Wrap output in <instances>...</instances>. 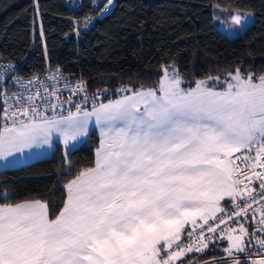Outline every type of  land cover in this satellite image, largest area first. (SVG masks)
<instances>
[{"label": "snow or ice", "instance_id": "6c2138e0", "mask_svg": "<svg viewBox=\"0 0 264 264\" xmlns=\"http://www.w3.org/2000/svg\"><path fill=\"white\" fill-rule=\"evenodd\" d=\"M111 4L107 0L105 13ZM232 21L243 27L247 17L235 14ZM10 67L0 69V75ZM228 76L223 90L209 87L219 77L184 89L173 66L171 74L164 69L155 89L94 102L91 111L76 103L67 115L57 112L64 102L56 91L15 95V104L5 98L0 110L4 167L16 164L18 154L52 148L54 137L66 155L88 136L93 118L101 139L94 166L66 185V200L54 219L39 200L0 204V264H174L186 253L207 249L205 225L215 233L226 223L216 216L224 211L220 202L225 197L256 203L250 182L258 180L264 201V171H257L264 169V75L253 79L237 69ZM50 79L60 78L53 73ZM69 90L84 93L83 104L88 103L85 84ZM236 207L228 220L247 215L251 204ZM256 211L264 232V210ZM197 218L202 221L198 234ZM216 219L214 226L209 224ZM186 225L191 230L185 244ZM236 231L230 229L224 251L233 257L232 264H243L236 257L246 252L252 237L242 224L239 235L231 234ZM256 244L264 248V238ZM251 264H264V256Z\"/></svg>", "mask_w": 264, "mask_h": 264}, {"label": "trees", "instance_id": "16d2710c", "mask_svg": "<svg viewBox=\"0 0 264 264\" xmlns=\"http://www.w3.org/2000/svg\"><path fill=\"white\" fill-rule=\"evenodd\" d=\"M94 12L92 0H81L78 9L66 6L65 0H0V58L21 64L19 75L58 66L91 90L120 87L128 93L157 88L164 69L171 74L173 66L184 89L209 77H219L209 87L222 89L231 81L228 73L237 69L253 79L264 75V0H113L109 12L85 25L82 18ZM234 12L252 13L253 19L232 36L217 25V15L227 24ZM98 144L92 130L66 155L55 141L48 156L0 169V204L39 200L54 218L65 202L66 185L94 165ZM245 225L252 237L246 251H251L254 235L264 238V232ZM225 237L215 238L203 252L186 253L175 264L222 255Z\"/></svg>", "mask_w": 264, "mask_h": 264}, {"label": "built area", "instance_id": "2783aa9c", "mask_svg": "<svg viewBox=\"0 0 264 264\" xmlns=\"http://www.w3.org/2000/svg\"><path fill=\"white\" fill-rule=\"evenodd\" d=\"M103 0H92L94 4V13L89 14L86 17L82 18V21H86L89 17H91L90 21H93L95 19L101 18L104 14L109 12L113 6V0L112 4L108 6V10L105 13V6L106 3L98 7V4L102 2ZM66 6H68L71 9H78L81 7V0H65ZM37 11V10H35ZM34 21L32 20L31 25L34 27ZM11 66L8 71L4 72L2 75H0V104L2 109L5 107L4 100L5 98H8L9 103H18L14 101L12 98L15 95H21L22 98H26L28 95L34 94L35 91H39L41 96H44L46 94V91L48 93H51L52 91H56L57 95L59 96L60 101L64 102L63 109H57L58 113H61L63 115H67V109L71 107L72 111H75L74 105L76 103H81L83 106L87 107L88 109L92 108V104L103 102L106 97H112L114 93H121V88L117 87L114 91L110 90L106 87H98L95 89H90L86 85L85 82L81 80H73L70 78L68 74H66L60 67L58 66H51L46 69H44L40 73H34L27 76L19 75L18 70L21 64L15 63L10 60L1 59L0 58V69H3L5 66ZM53 73H56L58 75L59 82H54L50 79ZM33 81L32 84H29V81ZM65 83L69 85V88H65ZM78 83H83L86 85V92L87 96L89 98L88 103L85 105L83 104L84 100V93H76L73 94L69 89L75 88ZM107 90V91H105ZM93 97H95V100H93ZM71 98V103H68L67 101ZM112 99V98H111ZM110 99V100H111ZM52 102H55V98H52ZM49 115H51V111H49ZM239 163V162H237ZM257 171H264V169H257ZM259 181L253 180V187L254 189V196L256 199V203H252L251 199H246L244 197H239L236 199L230 207L224 209V211L218 212L216 214L217 218L223 216L226 220V223L220 224L217 228L215 233H208L207 232V225H205L204 231H205V240L209 244L212 242L215 238L221 236V232L224 233V235L230 231V229H233L234 227H237L239 225H245L246 223L252 228L253 232L260 231L261 228L260 220L261 215L260 211H256V209H261L262 204H264V201H261V192L262 190L259 188ZM239 205L240 207H244L246 204H251V208L248 209L247 215H244L243 213L240 216H234L231 220L227 219V216L230 215L233 211H238L239 209L236 207V205ZM246 221V222H245ZM219 220H210L209 224H212L213 226L218 223ZM202 223V221L196 225V231L197 234L199 232V225ZM191 230V226L189 228ZM207 237H211L212 239L210 241L207 240ZM257 238H260L259 235H254L253 242L255 243L256 247L251 251H246L243 254H240L238 259H240L242 262L251 260V259H258L261 256H264V248H261L258 244H256ZM188 238L182 240V243H188ZM233 257H229L226 252H224L222 255L212 257L210 259L201 261L196 264H211V263H217V262H225L227 264H232Z\"/></svg>", "mask_w": 264, "mask_h": 264}, {"label": "crops", "instance_id": "0c3cea01", "mask_svg": "<svg viewBox=\"0 0 264 264\" xmlns=\"http://www.w3.org/2000/svg\"><path fill=\"white\" fill-rule=\"evenodd\" d=\"M181 87H182V85H181ZM194 87H196V84H194L192 87H190V88H194ZM226 87V86H225ZM224 87V88H225ZM183 88V87H182ZM216 90H223V88L222 89H217V88H215ZM128 94H131V93H128ZM119 97H117V98H115V99H118ZM115 99H111V100H115ZM108 101H106V102H104V103H107ZM92 109V108H91ZM91 109H88L89 111H91ZM92 130H94L96 133H97V135H98V138H99V144H98V147H100V139H101V137H100V129H99V127L95 124V122H94V118H93V122L89 125V133L92 131ZM89 135V134H88ZM88 137V136H87ZM87 137H81L80 139H79V141L78 142H75V146H77L78 144H80V143H82V142H84L86 139H87ZM55 141H59L60 142V144H61V146H62V148H63V144H62V141L58 138V137H54V143H55ZM53 146H54V144H53ZM74 146V147H75ZM74 147H71L70 149H72V148H74ZM97 147V148H98ZM53 148V147H52ZM52 148H46V149H43V150H33V151H31V152H27V153H25V154H23V155H19L18 154V161H17V163L16 164H14V165H11V166H9V167H14V166H18V165H20V164H24V163H28V162H31L32 160H35V159H40V158H43V157H46V156H48L49 154H50V152H51V150H52ZM64 150V149H63ZM96 152V151H95ZM253 155H254V153H252ZM3 161H0V169H3V168H7V167H4L3 166ZM94 166V165H93ZM254 185H253V181H251L250 182V187L252 188ZM236 199H238V198H236ZM235 199V200H236ZM66 200V199H65ZM26 201H33V200H26ZM21 202H24V201H21ZM234 201H233V199L232 198H230V197H225L221 202H220V207L224 210V209H226V208H228V207H230L231 206V204L233 203ZM19 203V202H18ZM45 203V202H44ZM59 214V213H58ZM50 218V217H49ZM55 218V217H54ZM54 218H50V219H54ZM197 224H199L200 222H201V220L199 219V218H197ZM190 226L191 225H186L185 226V235L184 236H182V240L183 239H185L187 236H186V232L187 231H189V228H190ZM226 238V237H225ZM228 243V242H227ZM178 261V260H177ZM177 261H175L174 262V264L177 262Z\"/></svg>", "mask_w": 264, "mask_h": 264}, {"label": "rangeland", "instance_id": "374dc122", "mask_svg": "<svg viewBox=\"0 0 264 264\" xmlns=\"http://www.w3.org/2000/svg\"><path fill=\"white\" fill-rule=\"evenodd\" d=\"M235 14H240V13H238V12H234V13H232L231 14V16H230V18H229V22L226 24L225 22H224V19L222 20V18H220V15H217V18L219 19V23L217 24L222 30H224L227 34H229V35H235V33L237 32V31H239L240 29H244L251 21H252V19H253V14L252 13H248V14H240L241 16H244V17H247V22L245 23V25L243 26V27H240V26H238V25H235L234 24V22L232 21V16L233 15H235ZM36 160V159H35ZM33 161V160H32ZM243 227L246 229L247 228V226L246 225H243ZM233 229H237V231L236 232H234V233H231V234H233V235H239L240 234V232H239V226H237V227H234ZM229 234V232H227L226 234H225V236H226V239H227V235ZM227 242H228V244L226 245V247L228 248L229 247V244H230V242L227 240ZM252 260H256V259H251V261ZM251 261H250V264H251ZM219 264H227V263H225V262H223V263H219Z\"/></svg>", "mask_w": 264, "mask_h": 264}, {"label": "water", "instance_id": "95a60500", "mask_svg": "<svg viewBox=\"0 0 264 264\" xmlns=\"http://www.w3.org/2000/svg\"><path fill=\"white\" fill-rule=\"evenodd\" d=\"M246 222V221H245Z\"/></svg>", "mask_w": 264, "mask_h": 264}]
</instances>
